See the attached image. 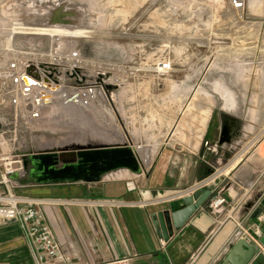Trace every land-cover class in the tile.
Returning <instances> with one entry per match:
<instances>
[{
    "label": "rangeland",
    "instance_id": "rangeland-1",
    "mask_svg": "<svg viewBox=\"0 0 264 264\" xmlns=\"http://www.w3.org/2000/svg\"><path fill=\"white\" fill-rule=\"evenodd\" d=\"M16 23L85 33L12 35ZM25 69L53 87L26 89ZM209 120L236 133L207 153V179L236 158L264 172V0H0V152L27 169L71 145H126L145 172L166 145L192 150Z\"/></svg>",
    "mask_w": 264,
    "mask_h": 264
},
{
    "label": "crops",
    "instance_id": "crops-1",
    "mask_svg": "<svg viewBox=\"0 0 264 264\" xmlns=\"http://www.w3.org/2000/svg\"><path fill=\"white\" fill-rule=\"evenodd\" d=\"M234 133L232 126L221 133L209 120L192 150L182 152L166 145L147 171L116 173L118 169L93 182H39L31 174L40 172L38 160L31 156L26 173L29 170L27 175L36 183L24 174L13 181V192L37 202L55 241L72 264H113L124 259L130 264H222L238 240L255 244L245 232L264 235L263 171L256 166H233V189L216 190L214 182L201 185L209 179L211 168L203 141L229 148L235 143ZM250 171L254 173L251 177ZM211 185V197L167 242L159 240L151 218L158 212L177 210L178 200L196 186ZM218 194L227 205L216 214L209 204ZM258 208L262 213L252 219ZM255 245L264 251V246ZM0 264H34L14 223H0Z\"/></svg>",
    "mask_w": 264,
    "mask_h": 264
},
{
    "label": "water",
    "instance_id": "water-1",
    "mask_svg": "<svg viewBox=\"0 0 264 264\" xmlns=\"http://www.w3.org/2000/svg\"><path fill=\"white\" fill-rule=\"evenodd\" d=\"M72 149L73 153L71 157L69 156L71 159L68 160H62V157L67 155L60 150L42 155L47 160L45 165L51 177L48 182L79 180L93 182L118 169L131 171L129 169L137 167L138 172L141 170L134 151L126 145H88L73 147ZM60 163L61 166H59ZM29 164L31 165L30 162ZM23 166L25 169L27 168L25 162ZM27 179L31 183L35 182L30 180L29 176ZM192 191L190 195L183 196L178 200L179 208L177 210L158 212L151 218L159 240L167 242L173 235V231L180 229L190 219L199 207L211 197L212 185L205 188L196 186ZM261 213L262 209L258 208L252 219L257 218ZM259 243L264 246V235ZM222 264H264V254L259 251L255 244L240 239L231 247Z\"/></svg>",
    "mask_w": 264,
    "mask_h": 264
},
{
    "label": "built area",
    "instance_id": "built-area-1",
    "mask_svg": "<svg viewBox=\"0 0 264 264\" xmlns=\"http://www.w3.org/2000/svg\"><path fill=\"white\" fill-rule=\"evenodd\" d=\"M169 69L168 63H161L158 66L160 74L168 72ZM262 145L261 156L264 158V141ZM203 147L210 153L216 151L215 146H211L207 141H203ZM23 163L15 155L0 152V223H14L18 226L34 264H72L71 258L62 253L55 241L37 202L20 198L13 192V181L26 174L27 168L25 169ZM209 205L213 213L219 214L227 205V201L218 194ZM238 226L240 227L239 224ZM244 235L255 244L262 246L259 241L263 235L258 231H255V236H250L247 232ZM113 264L130 263L129 260L124 259Z\"/></svg>",
    "mask_w": 264,
    "mask_h": 264
},
{
    "label": "bare ground",
    "instance_id": "bare-ground-1",
    "mask_svg": "<svg viewBox=\"0 0 264 264\" xmlns=\"http://www.w3.org/2000/svg\"><path fill=\"white\" fill-rule=\"evenodd\" d=\"M58 20V17L57 16H53L52 18V23H55L56 21ZM16 27H13L11 29V34L12 35H32V36H38V35H45V36H72V37H76V36H83V34L85 33L84 31H79V30H66V29H56V28H27V27H23L22 24L20 23H16L15 24ZM12 37V36H11ZM10 37V38H11ZM33 71V70H32ZM35 72V71H34ZM28 73V74H27ZM20 83L26 87H29V88H32V87H36V88H39V89H45V88H49L46 81H42L40 80V85L38 86V81H36V75H34L32 72H31V69H25L24 71V74L22 76V78H20ZM53 86H50L49 89H51ZM55 87V86H54ZM23 88V87H22ZM57 90V89H56ZM23 91V90H22ZM29 92V91H28ZM49 92V90H48ZM50 92H54V90H50ZM56 92V91H55ZM26 93V91H25ZM39 93V92H38ZM45 94V93H44ZM36 98V97H35ZM40 98V97H39ZM43 99L45 98L46 100V96L45 97H42ZM48 99V98H47ZM50 99V98H49ZM50 101V100H49ZM77 104V103H76ZM86 142V141H85ZM84 142V143H85ZM81 143V142H80ZM87 143V142H86ZM75 144V143H74ZM78 144V143H77ZM103 145V144H102ZM79 147L78 145H71L70 146V151L68 152L65 148H61L59 149L60 151H63L64 154H66L67 156H63V160H68V159H71V154L73 153V147ZM91 146V145H90ZM98 146H101V145H98ZM108 146V145H107ZM111 146V145H110ZM112 146H119V145H112ZM68 148V147H66ZM67 151V152H66ZM70 156V157H69ZM238 159L239 158H236L235 160H233L229 167L228 168H224L222 170H220L219 172H217V174L213 175L212 177H210L206 182L202 183L201 185H207V184H210V183H213L214 182V179L216 178V176L222 174V173H225L228 171V169L232 168L234 165H236V163L238 162ZM33 160H38V171H40V175L39 173L34 170L31 174L32 176L34 177H37L38 181L39 182H48L51 180V177L50 175L48 174V170L46 168V159L42 156V155H39V156H35L33 157ZM33 165L36 166L37 163L34 161L33 162ZM132 172H138V168L137 167H133L131 169Z\"/></svg>",
    "mask_w": 264,
    "mask_h": 264
}]
</instances>
